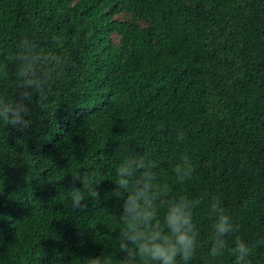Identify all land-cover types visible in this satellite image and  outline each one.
Returning a JSON list of instances; mask_svg holds the SVG:
<instances>
[{
    "label": "trees",
    "instance_id": "trees-1",
    "mask_svg": "<svg viewBox=\"0 0 264 264\" xmlns=\"http://www.w3.org/2000/svg\"><path fill=\"white\" fill-rule=\"evenodd\" d=\"M25 38L67 68L56 70L46 107L33 105L29 130L0 122V264L119 258L122 200L112 193L126 146L155 163L171 195L203 198L188 264H234L237 238L252 247L250 264H264V0H0L7 101ZM180 151L196 167L184 186L172 174ZM84 173L103 180L81 211L68 192ZM213 196L239 226L215 259Z\"/></svg>",
    "mask_w": 264,
    "mask_h": 264
},
{
    "label": "clouds",
    "instance_id": "clouds-1",
    "mask_svg": "<svg viewBox=\"0 0 264 264\" xmlns=\"http://www.w3.org/2000/svg\"><path fill=\"white\" fill-rule=\"evenodd\" d=\"M18 80L17 93L12 101L0 98V122L17 133H25L32 126L35 112L46 107L44 100L57 69H66L67 62L59 55L45 54L25 38L12 56ZM4 75L7 76L6 71ZM11 78H9L10 80ZM175 140L182 145L186 136L176 129ZM124 157L115 170L112 195L122 200L116 235L119 258L108 253L87 258V264H188L198 246L199 233L193 223V211L202 202L187 194L171 195L172 187L162 182L155 171V163L147 155L124 148ZM196 167L187 151H180L178 162L172 167L175 183L181 186L192 181ZM100 173L75 174L73 179L82 187L68 192L71 207L83 211L85 201L98 197L96 186L103 179ZM209 215L213 218L209 256H222L228 249L227 237L238 231V224L225 212L219 197L208 200ZM161 212L163 215L161 216ZM264 244V240L257 241ZM252 247L239 238L231 248L234 264H250Z\"/></svg>",
    "mask_w": 264,
    "mask_h": 264
}]
</instances>
